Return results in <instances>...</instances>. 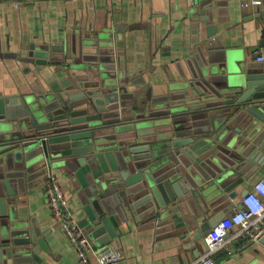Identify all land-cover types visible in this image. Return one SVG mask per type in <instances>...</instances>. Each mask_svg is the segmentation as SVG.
<instances>
[{
	"label": "water",
	"instance_id": "obj_1",
	"mask_svg": "<svg viewBox=\"0 0 264 264\" xmlns=\"http://www.w3.org/2000/svg\"><path fill=\"white\" fill-rule=\"evenodd\" d=\"M215 32L209 26L205 45L197 43L191 55L193 97L184 111H158L146 87L135 81L131 87L103 65L88 67L89 75L73 73L64 89L0 96V264H46L40 255L49 247L15 213L26 188L55 169L70 177L86 215L80 227L99 251L130 218L162 219L184 233L195 229L199 215L186 211L185 200L206 211L210 187L201 174L221 159L222 145L233 144L235 163L264 160V73L227 56L225 84L209 94L206 77L213 70L206 52ZM42 48L32 49L38 71L61 63L64 43ZM217 177L220 188H235V182L224 187L222 172ZM221 220L203 223L197 234Z\"/></svg>",
	"mask_w": 264,
	"mask_h": 264
},
{
	"label": "crops",
	"instance_id": "obj_2",
	"mask_svg": "<svg viewBox=\"0 0 264 264\" xmlns=\"http://www.w3.org/2000/svg\"><path fill=\"white\" fill-rule=\"evenodd\" d=\"M263 14L264 0H0V96L64 89L63 82L73 81V73L89 75L88 67L103 65L115 68L131 87L134 81L146 87L158 111L176 107L184 111L186 99L193 97L188 64L197 43L205 45L209 26L216 28L206 46L213 70L206 77L209 94L225 84L227 56L244 68L264 73V62L257 60L264 48ZM205 17L211 21H203ZM63 43L65 51L58 55L61 63L38 71L32 49ZM232 145H222L221 159L211 162L208 174H201L203 184L210 187L203 202L206 211L195 201L193 209L185 200L186 211L192 217L194 212L199 215L195 229L184 233L162 219L130 218L103 250L115 251L118 264H191L203 256L206 236L214 227L199 235L200 225L241 209L243 197L264 176V160L235 163L229 156ZM220 172L228 177L224 187L236 183L233 198L219 187ZM53 174L70 211L82 221L84 206L66 170L55 169ZM46 183L47 178L34 181L20 195L16 219L35 229L49 247L50 253L40 255L46 264H78L76 249L49 208ZM214 259L215 264H264V237L230 243ZM92 262L96 264L95 257Z\"/></svg>",
	"mask_w": 264,
	"mask_h": 264
},
{
	"label": "built area",
	"instance_id": "obj_3",
	"mask_svg": "<svg viewBox=\"0 0 264 264\" xmlns=\"http://www.w3.org/2000/svg\"><path fill=\"white\" fill-rule=\"evenodd\" d=\"M257 60L264 62V48ZM46 196L50 210L71 244L78 253V264H118L119 255L115 251H95L84 230L69 209L68 198L54 174L46 183ZM264 237V176L256 183L254 190L241 201V209L230 212L210 230L206 236L207 250L191 264H215L214 256L230 243L248 239L260 241Z\"/></svg>",
	"mask_w": 264,
	"mask_h": 264
}]
</instances>
